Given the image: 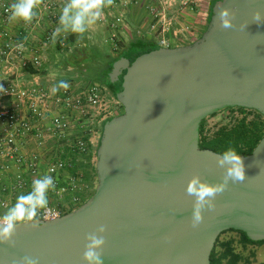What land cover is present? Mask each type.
I'll return each mask as SVG.
<instances>
[{
	"label": "water",
	"instance_id": "obj_1",
	"mask_svg": "<svg viewBox=\"0 0 264 264\" xmlns=\"http://www.w3.org/2000/svg\"><path fill=\"white\" fill-rule=\"evenodd\" d=\"M223 7L235 10L237 25L251 22L256 9L264 14V0H219L197 42L115 64L114 82L126 72L117 94L124 112L104 126L93 196L55 220H39V228L18 227L16 246H0V264L24 255L40 264H83L85 234L101 224L104 264H211L217 240L230 230L264 241V140L241 156L248 179L230 183L198 228L189 223L191 175L214 183L223 173L219 154L200 147L203 120L235 107L264 115V24L222 30Z\"/></svg>",
	"mask_w": 264,
	"mask_h": 264
},
{
	"label": "built area",
	"instance_id": "obj_2",
	"mask_svg": "<svg viewBox=\"0 0 264 264\" xmlns=\"http://www.w3.org/2000/svg\"><path fill=\"white\" fill-rule=\"evenodd\" d=\"M45 13H49L51 20L44 34V44L50 45L57 41L63 51H70L68 41L58 39L55 32V22L59 21L62 7L67 0H44ZM13 0H0V84L5 89L0 92V190L11 200H16L20 194L30 190L31 181L46 172L51 174L56 181V193L73 190V179L69 178L68 187L61 184L62 176L67 175L72 168V160L64 158L66 153L85 155L89 151V142L86 137H91L92 127L103 117L102 111H107L104 92L96 84L83 90L72 85L65 91L61 89L59 95L41 86L39 83L25 85L17 79H10L14 69H32L39 71L46 58L40 54L28 55V50L12 38L4 29L9 23L10 5ZM127 0H114L109 7L117 9L122 17L128 8ZM122 18L110 25V41L117 47V32L120 30ZM160 48H173L164 38L156 43ZM59 108L54 114V107ZM108 113V112H106ZM112 116H107L106 119ZM93 125V126H92ZM35 140L36 151H28V142ZM48 140H53L58 145L48 153L54 155L55 160L42 165V154ZM57 151V154H56ZM47 153H45L46 155ZM67 157V155H66ZM67 179V177H66ZM0 200L1 208L7 210L12 202L10 199ZM79 198L71 202L75 207ZM75 208H64L60 203L52 204L49 209L40 214L39 220H55L66 211ZM2 215V214H0Z\"/></svg>",
	"mask_w": 264,
	"mask_h": 264
},
{
	"label": "rangeland",
	"instance_id": "obj_3",
	"mask_svg": "<svg viewBox=\"0 0 264 264\" xmlns=\"http://www.w3.org/2000/svg\"><path fill=\"white\" fill-rule=\"evenodd\" d=\"M127 1L129 5L122 17H119L121 13L119 14L116 8H106L100 19L96 22L99 25L98 39L102 43V47L99 48L103 52L102 59H106V56H108L110 60L115 58L119 55L123 46L136 39L157 43L160 39L164 38L172 47L187 46L197 42L202 38V35L208 27V18L213 0ZM42 2L44 5L45 1L42 0ZM44 9L45 7H43V10ZM46 15H48V19L45 15H43V18L47 20L49 25L51 22L49 13L46 12ZM116 18H122L120 30L117 32V47L110 41V25ZM57 24L58 22H55V26ZM55 44L59 43L56 41ZM59 47L61 48L60 44ZM100 63L102 64V62ZM101 64H94V69L100 70L102 68ZM99 87L102 91L104 90L102 86ZM105 97L106 106L104 108L107 109L106 112L108 113L102 111L104 118L105 116H112L115 118L124 112L120 102L109 90L105 91ZM222 111L218 112L215 116L207 118L206 130L209 135L223 126H233L236 120L242 117L239 112ZM100 127L99 132L96 125L92 127L93 132L90 138L91 143L95 146V150L98 148L101 141L102 126ZM54 146H56L55 148L57 149L58 145L54 144ZM66 155L67 160H72L73 166L66 176H62L61 184L68 187L69 181L67 180L71 178L73 179V186L71 187H74V189L62 193V196L57 195L56 191L50 192L49 201L52 204L60 203L66 209H69V206L73 209H78L94 194L98 185V179L94 173L97 158L95 152L92 153L89 160V157L84 155L79 156L71 153H66ZM41 159L44 167L48 162L55 160L54 155L51 153L44 154ZM6 197L8 198V196L3 194L0 190V200ZM74 198H79L80 200L79 204L75 207L71 204ZM11 202L13 204L15 200H11ZM5 211L6 210L0 206V214H3ZM228 240L234 242V247L238 253L251 259V264H264V244L248 245L245 248L241 243V235L238 232H227L220 238L222 242ZM252 254L255 255L253 256Z\"/></svg>",
	"mask_w": 264,
	"mask_h": 264
},
{
	"label": "clouds",
	"instance_id": "obj_4",
	"mask_svg": "<svg viewBox=\"0 0 264 264\" xmlns=\"http://www.w3.org/2000/svg\"><path fill=\"white\" fill-rule=\"evenodd\" d=\"M42 0H14L10 5V22L22 21L31 23L36 16V10ZM114 0H67L61 9L58 27L54 36L63 33L83 34L88 31L90 25L95 24L106 8L111 7ZM235 10L223 7L218 13L219 27L222 30L232 29L243 32L248 24L255 22L264 24V14L260 9L252 13L251 22L242 21L237 25ZM262 34H258L260 36ZM70 84L60 80L53 88V94L61 89L67 91ZM0 84V92H4ZM159 119V118H157ZM217 167L223 169L222 176L217 182H209L201 179L199 172L193 173L189 178L186 188V197H193V207L190 218V226L198 228L204 222L205 211L216 210V197L228 190L230 183H243L248 177L245 174V165L241 155L235 147L229 146L218 155ZM56 191L54 177L45 173L31 181L30 190L26 194L17 196L15 202L0 215V246L14 248L16 246V232L21 225L40 227L39 217L41 212L49 209V193ZM106 225H99L94 231L85 234L84 251L81 256L83 264H104L103 250L106 244ZM171 237H165L170 241ZM11 264H40V257L24 255L19 259H13Z\"/></svg>",
	"mask_w": 264,
	"mask_h": 264
},
{
	"label": "crops",
	"instance_id": "obj_5",
	"mask_svg": "<svg viewBox=\"0 0 264 264\" xmlns=\"http://www.w3.org/2000/svg\"><path fill=\"white\" fill-rule=\"evenodd\" d=\"M43 7L44 5L42 2L36 10V16L31 23H24L22 21L10 22L4 28L14 40L22 44L26 49H29L28 55L30 57L34 54H40L47 60L44 67L39 71L32 69L21 70L16 67L10 79H17L25 85L39 83L50 91H52L53 86L60 80L67 81L70 85L79 90L96 84L103 87L105 96V91L108 89L102 85L101 80L107 62H110V59L108 56H106V59H102L103 52L99 49L102 47V43L98 39L99 25L97 23L90 25L88 31H86L83 36L72 33H59L58 39L64 38L67 40L71 48L70 51H63L59 47V44H55L56 41L50 45L44 44L43 39L45 30L48 28V23L47 20L43 18V15H45L47 19L48 15H46ZM58 26V24L54 26L55 30ZM100 62H102V64ZM94 64H101L102 68L100 70L94 69ZM59 93L60 92H57L55 95L57 96ZM53 110L54 114H56L59 108L55 106ZM105 118H107V116H105ZM105 118L102 117V119L96 122L95 125L98 132L99 127L102 126L101 124L106 120ZM54 144H56L55 141L48 140L43 152L40 147H38V151L44 155L55 149L56 146H54ZM36 145L37 143L35 140H30L27 147L28 151H36ZM92 146L93 148L91 151L94 153L96 150L93 143ZM64 158H66V155H64Z\"/></svg>",
	"mask_w": 264,
	"mask_h": 264
},
{
	"label": "trees",
	"instance_id": "obj_6",
	"mask_svg": "<svg viewBox=\"0 0 264 264\" xmlns=\"http://www.w3.org/2000/svg\"><path fill=\"white\" fill-rule=\"evenodd\" d=\"M218 1L219 0L212 1L210 14L208 18V27L213 15V7ZM208 27L206 31L208 30ZM159 48L160 47L156 43L142 39H136L126 44L125 46L122 47V50L119 53V55L111 59L110 62L107 63L101 80L102 85L105 86L118 100L117 94L121 88L123 82V76L125 75L126 72H124V74L120 77L119 81L114 82L115 80L113 76V70L115 68V64L123 56H125L131 62H133L137 57L146 53L156 51ZM121 107L124 110V107L122 105ZM222 112H239L242 115V117L237 119L233 126H223L210 135L207 133L206 130L207 118L203 120L200 126V147L202 149H209L220 154L227 147L232 146L237 149L238 153L241 156H247L252 154L253 151L257 148V146L260 143H262L264 140V115L256 110L241 108V107L227 108ZM217 113L211 116H215ZM113 118L114 117H111L103 122L102 135L105 124ZM89 138H90L89 136L86 137V140L88 142H89ZM88 146H89V151L84 156L89 157L88 158L89 160L93 153V151H91L93 146L90 143L88 144ZM98 148L96 149L95 152L96 158H98L97 155ZM94 173L98 179L96 166L94 167ZM89 199H87L85 202H87ZM72 211L73 210L66 211L64 215ZM227 232H238L241 235V243L245 248L248 245L264 244V241L255 242L251 240L244 232L235 231V230H230ZM227 232H224L223 234ZM221 236L217 240L215 248L211 255V264H251L252 263L250 258H246L243 254L238 253L236 251L234 247V242L232 240H228L224 242L220 241ZM252 255L254 256L255 254Z\"/></svg>",
	"mask_w": 264,
	"mask_h": 264
}]
</instances>
